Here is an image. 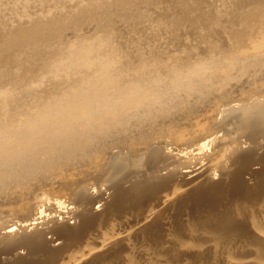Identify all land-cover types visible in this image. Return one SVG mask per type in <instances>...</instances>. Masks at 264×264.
Instances as JSON below:
<instances>
[{"label":"bare ground","instance_id":"obj_1","mask_svg":"<svg viewBox=\"0 0 264 264\" xmlns=\"http://www.w3.org/2000/svg\"><path fill=\"white\" fill-rule=\"evenodd\" d=\"M184 2L187 22L205 20ZM139 5L0 0V90L50 86L45 53L75 33L63 35L66 17L115 32L125 13L144 28ZM200 25L180 51L122 47L133 64L235 53L210 90L113 130L51 177L0 173V264H264V0H218Z\"/></svg>","mask_w":264,"mask_h":264},{"label":"clouds","instance_id":"obj_2","mask_svg":"<svg viewBox=\"0 0 264 264\" xmlns=\"http://www.w3.org/2000/svg\"><path fill=\"white\" fill-rule=\"evenodd\" d=\"M235 56L209 52L133 64L116 32L76 31L45 53L50 86L20 81L11 92L0 90V173L51 177L71 162L91 160L90 150L113 130L210 90Z\"/></svg>","mask_w":264,"mask_h":264},{"label":"rangeland","instance_id":"obj_3","mask_svg":"<svg viewBox=\"0 0 264 264\" xmlns=\"http://www.w3.org/2000/svg\"><path fill=\"white\" fill-rule=\"evenodd\" d=\"M217 1L218 0H216V1L215 0H192V2L195 3L194 14L203 15V18L205 19V20L201 21L202 23L199 22L200 24H202V25L206 24L207 25L208 19L215 16V7L217 5ZM67 4H68V7H71L73 5L72 3H71V5H69V3H67ZM139 4H140L139 7H141V5H142L143 8L141 7V10L145 13V15L148 18L150 17L149 18L150 24H148L147 27H149V28L151 27L153 29L155 26H153L152 23L157 24V22H156V20H157L158 22H160V26L164 27V28L162 29L161 27H156L153 29V33H152L151 28H150V30L147 29V27H145V26L143 28V26L138 25L136 23L137 22L136 20L129 19L130 17L128 14L125 15V13H120V14L114 16V22H115L114 27H115V32L118 34V36L121 40V46H124L123 44L126 43L125 46L128 45L127 47H133L134 45L136 46L137 45L136 42H138L140 44V46H143L145 48L146 47L151 48L153 46L152 49H154V47H155L154 50H156V51L157 50H159V51L170 50L171 51L173 49H175V50L177 49L180 51V50H182V48L184 49V46H185V48H187V45L182 42L184 39H185V41H187V40L191 41V42L194 41L196 43L199 41L198 38H200V37L196 35L197 33H193L190 31L191 30L190 26L193 25L196 27H201V25L198 23L193 24L192 22L190 24V21L187 22V20H185V14L183 11L186 8V4H185L184 0H139ZM34 6L36 7V5H34ZM151 19L153 22L151 21ZM83 21H84L83 19H81L79 17L76 18V16L66 17L65 30L63 32V35L65 36L66 34H69L71 32H76L79 30L87 31L90 29V31H92L91 29L93 28L92 26L94 23L91 25V24H89V22H86V21L83 22ZM87 25L88 26L90 25L91 27L88 28ZM149 25H152V26H149ZM133 26L138 27V28L141 27L139 29L140 31H138L137 28L134 29V31H133ZM136 30H137V32H135ZM155 31H157L155 34H156V36L159 35L158 37L155 36V34H154ZM158 31H159V33H158ZM134 32H135V34H134ZM139 38H140V40L138 41ZM156 38H161V39H156ZM147 39L149 42H151L154 45H151L150 43L147 45V43H148ZM181 39H183V40H181ZM131 40H135V41L132 42ZM143 40H144V42H143ZM126 41H128V42H126ZM129 41L132 42V43L130 42L131 46H130ZM158 42H160V43H158ZM143 43H145V44H143ZM198 43H200V42H198ZM141 44H143V45H141ZM158 44H159V46H158ZM159 47H161V48H159ZM133 48H135V47H133Z\"/></svg>","mask_w":264,"mask_h":264},{"label":"snow or ice","instance_id":"obj_4","mask_svg":"<svg viewBox=\"0 0 264 264\" xmlns=\"http://www.w3.org/2000/svg\"><path fill=\"white\" fill-rule=\"evenodd\" d=\"M238 210L241 211V212H244L245 214H246V212H247V209H246L245 207H243V206H240V207L238 208Z\"/></svg>","mask_w":264,"mask_h":264}]
</instances>
